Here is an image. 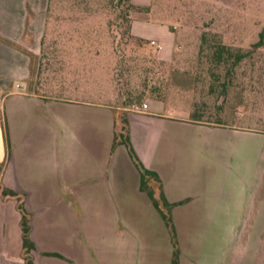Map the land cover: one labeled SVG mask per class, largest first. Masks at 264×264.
I'll return each instance as SVG.
<instances>
[{"label": "crops", "instance_id": "1", "mask_svg": "<svg viewBox=\"0 0 264 264\" xmlns=\"http://www.w3.org/2000/svg\"><path fill=\"white\" fill-rule=\"evenodd\" d=\"M51 3L0 0V34L39 53ZM31 67L0 41V186L30 213L35 264H173L170 229L127 146L114 147L124 125L175 203L178 264H264V132L176 116L158 100L122 123L114 104L30 90ZM23 252L18 198L0 190V264H26Z\"/></svg>", "mask_w": 264, "mask_h": 264}, {"label": "rangeland", "instance_id": "2", "mask_svg": "<svg viewBox=\"0 0 264 264\" xmlns=\"http://www.w3.org/2000/svg\"><path fill=\"white\" fill-rule=\"evenodd\" d=\"M137 1L126 12L118 0H52L40 52L24 48L32 59L28 88L114 104L122 123L128 111L158 100L176 116L264 132V46L231 69L202 41L208 34L254 49L264 0Z\"/></svg>", "mask_w": 264, "mask_h": 264}, {"label": "trees", "instance_id": "3", "mask_svg": "<svg viewBox=\"0 0 264 264\" xmlns=\"http://www.w3.org/2000/svg\"><path fill=\"white\" fill-rule=\"evenodd\" d=\"M118 3L119 4L124 3L126 5L127 7L126 12H128L129 9L135 7V4L132 2V0H118ZM127 16L128 13H126V18ZM0 41L12 45L14 47L20 48L29 53V51L27 49H24L23 46L8 40L7 38L3 37L1 34H0ZM202 41L204 47L210 50L213 60L217 62L218 61L224 62L228 64L231 69H233L241 66V64L244 63L246 60L253 58L255 49L257 50L264 46V29L260 32L258 41L253 45L254 49L234 48L232 46H228L224 44L221 41V39L218 37L214 41H211L209 39L208 34L203 35ZM135 99L136 101L141 102L143 96L141 95L135 96L134 100ZM123 122L127 123V119L124 118ZM120 142H123L127 146L132 159L134 160L138 169L140 170L142 190L148 193L156 208H158V210L161 212L168 228L170 229L173 245H174L173 264H178L179 244L177 239L176 227L174 225L173 218L171 215V210L175 205V203H171L164 194L162 181L159 174L156 171L150 170L147 167H145V165L140 160L139 156L137 155L132 145L127 127L125 125L122 127V131L116 134L114 147ZM4 166H5L4 163L0 161V179L4 171ZM150 180H155L159 182L160 191L158 195L156 194L154 187L150 185L149 183ZM0 190L3 195L16 196L18 198L19 209L22 213V239H23V250H24L23 253H24L25 263L35 264L33 252L34 250H36L37 246L31 237L30 213L26 209L24 202L22 201V197L19 196V194L16 191L2 186H0Z\"/></svg>", "mask_w": 264, "mask_h": 264}, {"label": "built area", "instance_id": "4", "mask_svg": "<svg viewBox=\"0 0 264 264\" xmlns=\"http://www.w3.org/2000/svg\"><path fill=\"white\" fill-rule=\"evenodd\" d=\"M148 107H149V105L147 104V103H144L143 104V109L142 108H138V109H134V111H138V112H140V111H145L146 109H148Z\"/></svg>", "mask_w": 264, "mask_h": 264}]
</instances>
